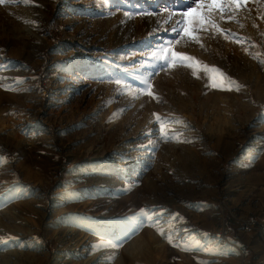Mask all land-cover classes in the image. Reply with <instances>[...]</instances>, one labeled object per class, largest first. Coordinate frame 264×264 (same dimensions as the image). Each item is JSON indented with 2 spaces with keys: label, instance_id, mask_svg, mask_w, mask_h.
<instances>
[{
  "label": "rangeland",
  "instance_id": "374dc122",
  "mask_svg": "<svg viewBox=\"0 0 264 264\" xmlns=\"http://www.w3.org/2000/svg\"><path fill=\"white\" fill-rule=\"evenodd\" d=\"M195 4H0V264H187V243L190 264H264L240 222L264 218V0L173 45L200 69L160 71L153 32Z\"/></svg>",
  "mask_w": 264,
  "mask_h": 264
},
{
  "label": "snow or ice",
  "instance_id": "6c2138e0",
  "mask_svg": "<svg viewBox=\"0 0 264 264\" xmlns=\"http://www.w3.org/2000/svg\"><path fill=\"white\" fill-rule=\"evenodd\" d=\"M111 0H105V3H110ZM6 3V0H0V4ZM249 3V0H196L195 7L189 8L188 11L181 14V19L177 21L178 27L173 28L172 31L177 37L173 41H169L167 44L161 45L154 52V59H157L160 64V71L165 70L166 68H175L177 66H183L196 70L201 68V64L199 61L194 60L193 57L187 54H181L176 52L173 49L174 44H179L181 40L188 38V40L199 42V37L197 36L198 32L208 31L209 29H213L217 32L222 31L217 23L216 16L219 14L220 17L229 16V18H233L234 14L241 8H244ZM227 38V37H226ZM204 70L212 73L210 76L213 87H219L220 85L217 83V73L221 78H223V74L219 73L218 69L208 68L204 66ZM117 84L121 83L120 81L116 82ZM144 83V87L140 90L142 93L153 96L152 84L147 81H142ZM234 81L228 80V84H234ZM221 90H225L221 88ZM226 90H232L229 87ZM236 90H239V86H236ZM159 119V117H157ZM163 127L161 131L163 132ZM151 219V217H148ZM145 221L138 219V224H143ZM136 231V229H133ZM163 235V233H161ZM169 243H172V239L168 237ZM187 250V249H185Z\"/></svg>",
  "mask_w": 264,
  "mask_h": 264
},
{
  "label": "bare ground",
  "instance_id": "6f19581e",
  "mask_svg": "<svg viewBox=\"0 0 264 264\" xmlns=\"http://www.w3.org/2000/svg\"><path fill=\"white\" fill-rule=\"evenodd\" d=\"M181 5H183V4H180L179 6H178V10H180V8H181ZM185 5V4H184ZM177 9V8H176ZM175 12V11H174ZM174 14V13H173ZM172 14V15H173ZM180 16H181V13H178V14H175L174 15V17H173V19H180ZM153 37H155V38H157V40H155L154 42H157L156 44H152V51H151V53H150V55H153L154 56V52H155V50L156 49H158L161 45H163V44H167L169 41H173L175 38H176V36L174 35V34H167L166 32H164L163 30H160V31H156V32H153ZM175 45V44H174ZM155 62H157V59H155L154 60ZM109 75V74H108ZM134 75V74H133ZM131 77V76H130ZM147 78V77H146ZM132 79V78H131ZM128 82V81H127ZM135 85V84H134ZM140 85V84H139ZM129 93V92H128ZM242 103V105H244L245 107L247 106V105H249V103L248 102H246V101H243V102H241ZM243 106V107H244ZM151 114V113H150ZM148 115H149V113H148ZM148 117V116H147ZM149 119H150V117H148ZM155 118V117H154ZM151 120H152V117H151ZM148 122H151L150 120H148ZM100 155H102V152H101V154ZM105 185H107V186H109V185H113L114 186V184H111V183H106ZM167 235V234H166ZM164 236L165 238V240L162 242L163 244L162 245H164L165 243H167L166 245H168V243H169V240H168V236L169 235H167V236ZM170 245H172L171 243H169ZM187 245L188 246H186L185 248H183L182 250H183V253H185V255L187 256L186 258H187V261H188V263L187 264H190L191 262H190V258H191V256H194V254L192 253V251L193 250H190L188 247L190 246L189 245V243H187ZM180 246V245H179ZM179 248V247H178ZM185 249H187V250H185ZM162 250L164 251V246H163V248L161 247V248H159V249H156V250H154V252L155 253H157V254H159V253H161L162 252ZM166 251V250H165ZM165 251H164V253H165ZM176 251V250H175ZM171 253L173 254V252H170V253H167V254H164L160 259H158V258H154V257H152V255L150 254V255H147V256H145L144 258H143V261H141L142 262V264H167L168 263V261H172L173 259L171 258ZM175 257H177V254L176 253H174L173 254ZM184 255V256H185ZM110 256H111V253H108V254H106V255H104V257H103V260L104 259H106V260H109V258H110ZM184 258V257H183ZM177 259H180L179 257H177ZM141 260V259H140ZM184 260H185V258H184ZM97 262H98V260L97 259H90V261H89V263H87V264H97ZM105 263V262H104ZM183 263H185L184 261H183ZM186 264V263H185Z\"/></svg>",
  "mask_w": 264,
  "mask_h": 264
},
{
  "label": "built area",
  "instance_id": "2783aa9c",
  "mask_svg": "<svg viewBox=\"0 0 264 264\" xmlns=\"http://www.w3.org/2000/svg\"><path fill=\"white\" fill-rule=\"evenodd\" d=\"M240 222L241 224H244L242 230L245 232L255 231L260 243L264 246V232L261 230L264 227V218L248 219L245 222L240 219Z\"/></svg>",
  "mask_w": 264,
  "mask_h": 264
},
{
  "label": "trees",
  "instance_id": "16d2710c",
  "mask_svg": "<svg viewBox=\"0 0 264 264\" xmlns=\"http://www.w3.org/2000/svg\"><path fill=\"white\" fill-rule=\"evenodd\" d=\"M65 175H66V176L68 175L67 172H65Z\"/></svg>",
  "mask_w": 264,
  "mask_h": 264
}]
</instances>
